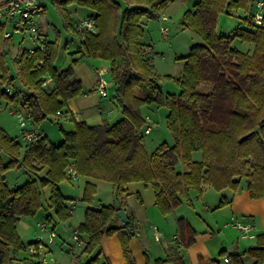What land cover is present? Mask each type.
Wrapping results in <instances>:
<instances>
[{
  "label": "trees",
  "instance_id": "obj_1",
  "mask_svg": "<svg viewBox=\"0 0 264 264\" xmlns=\"http://www.w3.org/2000/svg\"><path fill=\"white\" fill-rule=\"evenodd\" d=\"M57 1L65 11L66 26L72 30L66 7L76 4L91 11L86 17L93 19L94 29L73 31L81 39V57L110 63L112 96L122 118L114 124L96 125L74 120L72 130L62 129L63 138L58 144L36 131V139L26 142L24 150L18 138L0 125V264H18L17 254L26 251L29 255L28 246L36 243H24L19 236V217L33 216L44 208L48 212L45 223L53 229V217L65 221L71 216L73 208L57 186L66 178L64 170L71 162L78 175L109 182L116 198L131 182L150 185L155 206L162 215L172 212L182 198L188 201L189 190L200 195L204 185L216 191L235 192L245 178L251 198L264 196V23L260 27L251 23L253 9L248 0H198L184 11L182 26L196 33L201 42L181 57L184 64L177 78V94L163 92L151 46L142 40V19L159 18L172 0ZM232 10L248 13L241 18L243 25L227 35L217 33L218 15ZM3 33L0 24V107L4 104L10 111L22 110L38 125L45 118L60 114L68 99L89 92L79 80H72L71 66H55L58 43L56 39L49 42L46 37L44 51L37 49L28 55L23 48L18 55L20 85L15 87L16 77L6 65L5 46L10 37ZM236 38L251 43L252 50L241 51L232 46ZM39 58L43 63L38 69L35 61ZM45 75L51 78V87L44 84ZM202 85L207 89H202ZM6 88L11 89L10 95ZM151 103L166 105V126L174 142H162L148 153L141 107ZM194 150L202 153L198 161L191 158ZM179 161L184 163V171L176 168ZM21 167L37 176L10 187L5 172ZM47 186L48 196L44 193ZM95 192V184L86 182L80 198L86 207L83 220L76 227L81 240L83 234L86 239L75 264H110L107 258L100 260L99 245L105 236L114 234L126 264H136L130 248V239L135 235L132 217L127 215V223H117L116 211L124 209L122 201L94 207ZM225 202L221 198L217 207ZM176 224L178 245L169 247L165 257L156 258L154 264H185L177 247L193 243L196 233L183 217L177 218ZM244 254L253 258L254 264L264 262V233L258 234L257 244L243 253L220 250L218 256L227 255L228 263L210 258L199 264H244ZM82 255L89 256L87 262H80ZM22 261L39 264L31 255Z\"/></svg>",
  "mask_w": 264,
  "mask_h": 264
},
{
  "label": "rangeland",
  "instance_id": "obj_2",
  "mask_svg": "<svg viewBox=\"0 0 264 264\" xmlns=\"http://www.w3.org/2000/svg\"><path fill=\"white\" fill-rule=\"evenodd\" d=\"M190 8V5L184 0H172L167 7L161 10L160 14L167 16V20L162 21L160 18H143L142 27L144 29V36L142 40L147 42L152 47V57L154 67L159 74L158 82L164 93H174L177 94L179 91V85L177 83V78L180 77L182 73V68L184 60L181 58L186 55L189 51V48L196 44L200 43L201 39L199 36L194 33L190 28H185L181 24V18L186 9ZM66 12L68 13L70 20L76 19L77 17H82L86 15L89 10L85 7L78 5H68L66 7ZM64 9L59 5L57 0H46L45 6L39 8L35 12V22L37 26L43 32L47 33L50 38L56 39L58 41L67 40L69 46H73L74 43H78V35L68 26H66L64 20ZM244 16V12L232 10L230 13H220L217 17L216 31L219 34H230L235 27L241 24V18ZM75 22L73 23V25ZM161 26L167 27L168 35L165 37L161 32ZM14 43H18L22 34L14 33ZM73 41V43H72ZM22 46L27 48L33 46L35 43L30 40L28 37H23ZM232 46L238 48L241 51H246L249 47H252L251 43L243 42L240 39L236 38L232 42ZM12 52L17 50V46L14 44L12 46ZM8 54V53H7ZM101 60V59H100ZM69 63L67 61L59 62L57 67L65 68ZM99 65L103 66L105 69H108L102 76L104 81L107 84V92L112 95L114 90L113 78L110 71V63L108 61L102 60L98 62ZM98 65V66H99ZM99 68V67H98ZM17 70V69H15ZM18 74V72H16ZM46 83L48 86H52L53 82L51 78L46 75ZM46 83H44L46 85ZM206 88L205 85H202V89ZM207 89V88H206ZM95 93H97L95 91ZM107 97V96H104ZM168 109L165 104L157 105L154 103L143 105L141 107V113L144 117H148L146 124L150 125L151 129L148 133L144 135L145 148L148 153H151L155 148L162 142H167L168 144H173L174 140L170 130L166 126V115ZM73 121L65 120L58 117L57 115L49 116L42 120L37 126H40L42 130L48 135L50 141L54 144L61 142L63 138L62 128L69 130L73 127ZM0 125L12 136H16L21 144V149L24 150L26 145V139L22 134V127L19 124V121L15 114L10 112V107L2 104L0 107ZM32 122L30 120L26 121V128L32 129ZM191 158L193 160H200L202 158V153L200 150H194L191 152ZM70 164V163H69ZM68 166V165H67ZM67 168V167H66ZM176 168L182 170L185 168V165L182 161H179ZM66 170V169H65ZM64 170V171H65ZM42 170L41 173H43ZM5 178L10 187L19 186L23 184L26 180L36 177L35 173L29 172L24 168H11L5 172ZM65 179L58 183L60 192L65 196L66 194L76 195L78 191L68 190L70 185L68 181L74 182L75 180H70L65 171ZM242 185L244 186L245 178H242ZM246 184V183H245ZM74 187V186H73ZM97 189L94 194L95 203L97 200H100L103 204L111 203L115 200V197L111 192V184L106 181L98 180ZM207 188L210 189L208 194L210 195V202H215V198L220 200L221 195H228V189L224 190V194L221 192H216L209 185ZM77 189V187H74ZM50 192V187L47 186L44 188V193L48 196ZM152 193V190H150ZM214 193V194H213ZM217 196H216V194ZM219 195V196H218ZM74 198V196L72 197ZM69 200V199H68ZM75 207L71 212V216L65 221H59L56 217H53V222L55 224L54 228L46 225V229L42 230L40 224L36 223L38 220H42L45 223V216L48 213L44 208L39 209L33 216H21L16 222V229L24 241L27 243L28 240L34 239L36 236L42 239V243L47 245L46 248L42 251L41 256L45 259L41 264H75L76 256L81 253V250L84 245V240L86 236L83 234V241L81 247H74L71 249V245L74 243L72 239V231L79 222L83 219V214L85 210V203H83L80 198H76ZM135 208L138 207L137 200L135 196H132L128 201ZM69 204V202L67 203ZM212 207V205H211ZM199 205L197 210H199ZM212 209V208H211ZM209 209L206 214H203V218L210 224L213 228V232L210 234L203 235V233H198V238L196 241L197 246L200 247L202 254H211L210 256H218L219 249L228 248V250H234L238 248L239 251H242L249 247V243L254 244L255 240L251 239H240L239 244L236 245L234 240L227 241L226 236L231 235L235 232L233 228L236 225L237 220L229 218L230 209L225 210L221 209ZM49 212L52 213V210ZM191 209L186 205L179 207L176 210L178 214H189L190 216ZM53 214V213H52ZM202 215V213H200ZM195 227L200 228L203 226L201 223L203 221H197L192 218ZM52 222V223H53ZM226 222V223H225ZM46 224V223H45ZM226 229L223 231V228ZM49 230H53L55 237L53 241L48 242ZM239 235V234H238ZM234 237H238L237 234ZM162 240V239H161ZM164 241V240H162ZM93 254V253H92ZM30 255L26 251H20L17 254V258L22 260L23 258ZM37 258V257H35ZM89 256L82 255L80 256V262L85 263L88 261ZM189 254H187V260L189 262ZM41 260V259H40ZM100 260H103V255L100 256ZM245 264H248L249 261H252L248 256L243 258ZM24 264H29V262H24ZM98 264V263H93Z\"/></svg>",
  "mask_w": 264,
  "mask_h": 264
},
{
  "label": "crops",
  "instance_id": "obj_3",
  "mask_svg": "<svg viewBox=\"0 0 264 264\" xmlns=\"http://www.w3.org/2000/svg\"><path fill=\"white\" fill-rule=\"evenodd\" d=\"M45 1L46 0H42L41 7L45 6ZM197 1L198 0H184V2H187V4L190 5V8ZM248 1H249V8L253 9L252 1L251 0H248ZM169 3L170 2L167 3L166 7L168 6ZM71 5H76V4H71ZM237 11L244 12L242 10H237ZM90 13L91 11L89 10V12H87L86 15L82 17H77L74 20L71 19V23L73 24L79 19L88 16ZM246 14L248 13L244 12V16H246ZM0 24L4 27V32L5 31L11 32V28L8 24L2 23V22H0ZM38 29L43 35H45V37L47 38L49 42L55 40L53 38H50L47 33L43 32V30H41L39 26H38ZM13 34L14 33H12L9 36L10 37L9 42L5 46L6 47L5 49L7 50V53H8L6 55V65L9 69V72L13 76L16 77L14 84H15V87H17L20 85V79L18 78L17 76L18 74L16 73L18 72L17 57L21 53L22 49L25 47H23L21 43L23 40V36L22 38H20L18 43H14ZM80 42H81V39L79 35H78V43L77 44L74 43L72 47L69 46V42H67V40L64 43L63 41L61 42L58 41L57 57L55 59L54 64L57 67V64H59V62L67 61V63H69L68 66H71L73 69L72 80H79L82 84L83 89L89 92L82 96L68 99L66 107L63 108L62 112L58 114L57 116L58 117L60 116V118L65 119V120L67 119L70 121L71 120L72 121L74 120L84 121L88 125H96L101 122H108L109 124H114L122 118V113H121L120 107L117 104L116 100L109 93L107 97H102L98 93H95L94 91L95 83L97 80V67L101 66L98 64V62L102 60L81 57ZM14 44L17 46V50L15 52H12L11 48ZM150 48L152 50V47ZM252 48H253V45L252 47H249L247 50L251 51ZM73 59H76L75 63H72ZM57 68L63 69L61 66ZM45 78H46V75H45ZM45 83H46V79H45ZM31 127L33 130L45 134L46 137L48 138V135L45 133L44 130L40 128V126H37L32 123ZM61 129L65 130L62 127ZM72 129L73 127L65 131H70ZM184 170L185 168L180 171H184ZM86 182H92L95 184L96 189L98 188L97 187L98 180L88 178L82 175H78L77 179L74 182L68 181L70 187L69 188L67 187L68 190H72V189L75 191L77 190L78 193L76 195H72L68 193L65 195V197L68 198L69 200L71 199L76 200V198L78 199L81 198ZM242 184L243 183L241 179L237 191L234 192L230 190L228 195H221V197L224 198L226 202L224 203V205L219 206V207H217V205L220 200H217L215 198L214 200L215 202H210V195L212 194H208L210 189L207 188V185H204L202 187V192L200 195H198V193L194 190H189L188 192L189 200L186 201L184 198H182L181 204L178 205L172 212H170L167 215H162L158 211L157 207L155 206L153 190L150 185H143L140 182H131L123 188L118 198H116L115 191L113 187L111 186L112 195L115 197V200L111 203L116 204L117 201L120 199L124 205V210L126 214L132 217V223L135 226V235L130 239V248L135 258L136 264H154V261L156 258L165 257V254L169 247L178 245V241L176 238V235H177L176 219L179 217L185 218L187 222L191 225V227L195 230V233H196L194 236L193 243L187 246L177 247L178 252L180 253V255L182 256L184 260V263L185 264H199L202 259H210V258H219L222 262H224L223 259L224 257H228L227 255H223L222 257L217 256V254L216 256H210L211 254L205 255V254H202L203 252L200 250V247L199 248L196 247L198 233H203V235H206V234H210L209 232L214 231L213 228L210 226V224L206 221V219L203 218V214H206L208 210L211 208L213 210L214 209L225 210L229 208L231 211L229 218H232V219L234 218L237 220L236 225L233 226V228L235 229V232L231 233V235L228 234V236H226L227 241L236 240L234 243L238 245L239 240L241 238L242 239L248 238L251 240H255L254 244L249 243L250 244L249 247H247L246 249L242 251H239L238 248H235L234 250H230L231 249L230 248L228 250V248L224 247L222 249H219L217 252H219L220 250H226V251H237V252L243 253L248 248L255 246L257 244L258 234L264 233V196L260 198H251L246 189V184L244 183V186ZM73 186L77 187V189H74ZM150 190H152V193H150ZM224 190L220 191L221 194H224L223 193L225 192ZM216 192H219V191H216ZM138 195L140 199H138L137 197ZM73 196L74 198H72ZM132 196H135L137 200V203H138L137 208H135V206H132L128 202ZM95 200L96 199L93 196L92 206L97 207L100 204H103L100 200H97V204H94ZM183 205H186L188 208L191 209L190 216L189 214L176 213V210ZM198 205L200 208L199 210H197ZM85 207H86V204H85ZM200 213H202V215ZM192 218L194 220H197L198 222L203 221V223H201L203 226L200 228V231L198 230V228L195 227V224ZM120 222L122 221L118 219L117 223H120ZM36 223L40 224L43 222L42 220L41 221L38 220V222ZM237 223H250L254 227L253 228L254 236L253 237L242 236L241 231L237 227ZM153 226H156L160 233V239L158 240L154 238V235L152 232ZM74 229H76V227ZM225 229L226 227L223 228V231ZM235 234H237L238 237L235 238L234 237ZM37 238L38 237L36 236L32 240H28V242L34 241ZM161 239L164 241H162ZM99 250L101 251V254L103 255V257L108 259L110 264H126L122 251H121V246H120V243H119V240L116 234L112 236H108V237L105 236L99 245ZM187 254H189V257H190L189 262L187 260ZM245 256H248L252 260V261H249L248 264H254L253 258H251L247 254H244L242 256V259ZM243 263L245 264L244 260H243ZM18 264H24V263L22 260H18ZM164 264H172V263L165 262ZM261 264H264V262Z\"/></svg>",
  "mask_w": 264,
  "mask_h": 264
},
{
  "label": "built area",
  "instance_id": "obj_4",
  "mask_svg": "<svg viewBox=\"0 0 264 264\" xmlns=\"http://www.w3.org/2000/svg\"><path fill=\"white\" fill-rule=\"evenodd\" d=\"M253 5V15L251 18V23L254 26L260 27L264 23V0H251ZM42 6V0H1L0 2V22L8 24L11 28L10 31H5L3 33L4 37H9L12 33L22 34L23 37H28L35 44L33 46L27 47L28 55H32L36 52V50L44 51L46 48V38L43 34H41L38 30L37 24L35 22V12ZM162 21L167 20V16L161 14L159 17ZM93 30L94 29V21L92 18L84 17L78 20L73 25V30L81 31V30ZM161 32L165 37L168 35L167 27L161 26ZM43 63V59L39 58L35 61L36 68H40ZM108 69H105L103 66L97 67V80L95 83L94 91H96L100 96L104 97L108 95L107 92V84L103 79V74ZM5 92L10 95L11 89L6 88ZM12 114H15L20 126L22 127L23 137L26 139V142L34 141L37 137L36 131L33 129L26 128V121L30 120L29 116L26 115L22 110H11ZM147 122L148 117H145ZM150 125L146 124L144 127V132L148 133L150 131ZM66 174L70 180H76L78 174L75 171L74 164L71 162L66 168ZM69 206L73 208L75 206V201L73 199L69 200ZM41 229H46V224L40 223ZM238 229L241 231L242 236L244 237H253V226L250 223H237ZM152 232L154 238L156 240L160 239V233L156 226L152 227ZM55 237L54 231L49 230L48 242L53 241ZM72 239L74 243L71 245V249L74 247H81L82 240L80 234L77 229H73L72 231ZM42 239L38 237L36 239V243L28 246V253L32 257H37L39 264L44 262L45 259L41 254L42 251L46 248L47 245L43 244ZM41 259V260H40ZM223 261L225 263L229 262L228 257H224Z\"/></svg>",
  "mask_w": 264,
  "mask_h": 264
},
{
  "label": "water",
  "instance_id": "obj_5",
  "mask_svg": "<svg viewBox=\"0 0 264 264\" xmlns=\"http://www.w3.org/2000/svg\"><path fill=\"white\" fill-rule=\"evenodd\" d=\"M116 215L119 217V219L123 222V223H127L128 222V217L127 214L125 212L124 209H118L116 211ZM129 230L131 231V228H129Z\"/></svg>",
  "mask_w": 264,
  "mask_h": 264
}]
</instances>
